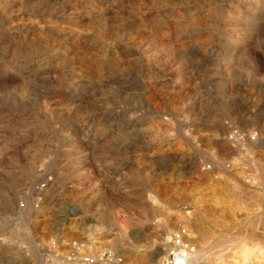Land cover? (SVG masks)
I'll return each mask as SVG.
<instances>
[{
    "label": "rangeland",
    "instance_id": "1",
    "mask_svg": "<svg viewBox=\"0 0 264 264\" xmlns=\"http://www.w3.org/2000/svg\"><path fill=\"white\" fill-rule=\"evenodd\" d=\"M162 1L0 0V264H264V0Z\"/></svg>",
    "mask_w": 264,
    "mask_h": 264
},
{
    "label": "built area",
    "instance_id": "2",
    "mask_svg": "<svg viewBox=\"0 0 264 264\" xmlns=\"http://www.w3.org/2000/svg\"><path fill=\"white\" fill-rule=\"evenodd\" d=\"M66 246L70 249L68 256H64L55 244L49 245L45 250L44 264H126L125 259L114 252L94 256L84 254L78 242ZM196 249L187 228L181 227L174 232L169 248L164 250L162 259L157 264H189V256Z\"/></svg>",
    "mask_w": 264,
    "mask_h": 264
},
{
    "label": "bare ground",
    "instance_id": "3",
    "mask_svg": "<svg viewBox=\"0 0 264 264\" xmlns=\"http://www.w3.org/2000/svg\"><path fill=\"white\" fill-rule=\"evenodd\" d=\"M161 1H162V0H161ZM166 1H167V0H166ZM172 1H174V0H172ZM178 1H179V0H178ZM180 1H181V0H180ZM212 1H213V0H212ZM216 1H217V0H216ZM223 1H224V0H223ZM138 2H139V1H138ZM147 2H148V1H147ZM162 2H163V1H162ZM175 2H176V0H175ZM189 2H190V1H189ZM204 2H205V1H204ZM95 3H97V2H95ZM176 3L179 4V2H176ZM182 3H183V2H182ZM208 3H209V2H208ZM213 3H214V2H213ZM221 3H222V2H221ZM143 4H145V3H143ZM147 4H148V3H147ZM191 4H192V3H191ZM204 4H205V3H204ZM215 4H216V3H215ZM136 5H137V4H136ZM194 5H195V4H194ZM199 5L202 6L201 4H199ZM191 6H192V5H191ZM195 6H196V5H195ZM204 6H205V5H204ZM208 6H209V4H208ZM212 6H213V5H212ZM215 6H216V5H215ZM132 7H133V6H132ZM134 7L136 8V6H134ZM134 7H133V9H134ZM218 7H219V6H218ZM143 8H144V7H143ZM188 8H189V6H188ZM213 8H214V7H213ZM124 9H125V8H124ZM191 9H192V8H191ZM198 9H199V8H198ZM198 9H197V10H198ZM205 9L207 10V7H205ZM94 10H95V9H94ZM140 10H141V9H140ZM140 10H139V11H140ZM208 10H209V8H208ZM146 11H147V10H146ZM152 11H153V10H152ZM180 11H181V10H180ZM191 11H192V10H191ZM199 11H200V9H199ZM201 11H202V10H201ZM229 11H230V10H229ZM69 12H70V11H69ZM102 12H103V11H102ZM105 12H106V11H105ZM137 12H138V11H137ZM150 12H151V11H150ZM194 12H196V11L194 10ZM225 12H226V11H225ZM70 13H71V12H70ZM97 13H98V12H97ZM116 13H117V12H116ZM126 13H127V12H126ZM156 13H158V12H156ZM186 13H187V12H186ZM204 13H205V12H204ZM222 13H223V11H222ZM64 14H65V13H64ZM72 14H73V13H72ZM72 14H71V15H72ZM100 14H101V13H100ZM117 14H118V13H117ZM117 14H116V16H120L119 14H118V15H117ZM136 14H137V13H136ZM138 14H139V13H138ZM154 14H155V13H154ZM188 14H189V13H188ZM196 14H197V13H196ZM218 14H219V13H218ZM92 15H93V13H92ZM98 15H99V14H98ZM113 15H114V14H113ZM203 15H204V14H203ZM59 16H60V15H59ZM103 16H104V15H103ZM124 16H125V15H124ZM124 16H123V17H124ZM149 16H150V15H149ZM152 16H153V15H152ZM194 16H195V15H194ZM207 16H208V15H207ZM62 17H64V16H62ZM91 17H92V16H91ZM96 17H97V15H96ZM98 17H99V16H98ZM113 17H114V16H113ZM147 17H148V16H147ZM219 17H220V16H219ZM222 17H223V16H222ZM92 18H93V17H92ZM101 18H102V17H101ZM101 18H100V19H101ZM105 18H106V17H105ZM156 18H157V17H156ZM191 18H192V17H191ZM233 18H234V17H233ZM72 19H73V17H72ZM102 19H103V18H102ZM111 19H112V17H111ZM116 19H117V18H116ZM179 19H180V18H179ZM194 19H195V18H194ZM203 19H204V18H203ZM206 19H207V18H206ZM206 19H205V20H206ZM217 19H219V18H217ZM236 19H237V18H236ZM59 20H60V17H59ZM66 20H67V19H66ZM122 20H123V19H122ZM181 20H182V19H181ZM184 20H185V19H184ZM186 20H187V19H186ZM224 20H225V18H224ZM231 20H232V19H231ZM241 20H242V19H241ZM94 21H95V19H94ZM94 21H93V22H94ZM106 21H107V20H106ZM113 21H115V20H113ZM145 21H146V20H145ZM175 21H176V20H175ZM182 21H183V20H182ZM182 21H181V22H182ZM188 21H189V20H188ZM196 21H197V20H196ZM207 21H208V20H207ZM226 21H227V20H226ZM245 21H246V20H245ZM71 22H72V21H71ZM93 22H92V23H93ZM115 22H116V21H115ZM122 22H123V21H122ZM209 22H210V21H209ZM215 22L217 23V21H215ZM230 22H231V21H230ZM109 23H110V21H109ZM109 23H108V24H109ZM113 23H114V22H113ZM118 23H119V22H118ZM187 23H188V22H187ZM198 23H200V21H199ZM88 24H89V22H88ZM95 24H96V22H95ZM105 24H106V23H105ZM154 24H155V23H154ZM179 24H180V23H179ZM191 24H192V23H191ZM222 24H223V23H222ZM224 24H225V23H224ZM99 25H100V24H99ZM103 25H104V24H103ZM152 25H153V24H152ZM163 25H164V24H163ZM184 25H185V24H184ZM107 26H108V25H107ZM118 26H120V25H118ZM157 26H158V25H157ZM161 26H162V25H161ZM161 26H160V27H161ZM190 26H191V25H190ZM190 26H189V28H190ZM213 26H214V22H213ZM51 27H52V26H51ZM53 27H54V26H53ZM98 27H99V26H98ZM105 27H106V26H105ZM105 27H104V29H105ZM109 27H110V26H109ZM109 27H107V28H109ZM111 27H112V26H111ZM154 27H155V26H154ZM173 27H174V26H173ZM211 27H212V26H211ZM215 27H217V26H215ZM100 28H101V27H100ZM156 28H157V27H156ZM156 28H155V29H156ZM180 28H181V27H180ZM212 28H213V27H212ZM175 29H176V28H175ZM175 29H174V30H175ZM181 29H183V31L185 30L184 28H181ZM244 29H245V28H244ZM49 30H50V29H48V31H49ZM61 30H62V29H61ZM117 30H118V29H117ZM174 30H173V31H174ZM192 30H193V29H192ZM198 30H199V29H198ZM209 30L211 31V28H210ZM50 31H51V30H50ZM59 31H60V29L58 30V32H59ZM100 31H101V30H100ZM112 31H113V30H112ZM121 31H122V30H121ZM167 31H168V30H167ZM167 31H166V33H167ZM175 31H176V30H175ZM186 31H187V30H186ZM195 31H196V30H195ZM214 31H215V29H214ZM54 32H55V31H54ZM108 32H109V31H108ZM115 32H116V31H115ZM123 32H124V31H123ZM140 32H141V31H140ZM169 32H170V31H169ZM169 32H168V33H169ZM216 32H217V31H216ZM221 32H222V31H221ZM61 33H62V32H61ZM99 33H101V32H99ZM120 33H121V32H120ZM168 33H167V34H168ZM184 33H185V32H184ZM193 33H194V32H193ZM218 33H219V31H218ZM224 33H225V31H224ZM50 34H51V33H50ZM55 34H57V33H55ZM126 34H127V33H126ZM129 34H130V33H129ZM142 34H143V33H142ZM177 34H178V32H177ZM200 34H201V33H200ZM204 34H205V33H204ZM227 34H228V33H227ZM114 35H115V34H114ZM114 35H113V37H114ZM155 35H156V34H155ZM169 35H170V34H169ZM210 35H211V34H210ZM220 35H221V33H220ZM52 36H53V35H52ZM57 36H58V35H57ZM69 36H70V35H69ZM78 36H79V35H78ZM110 36H111V35H110ZM115 36H116V35H115ZM118 36L120 37V35H118ZM118 36H117V37H118ZM151 36L153 37L152 34H151ZM161 36H162V35H161ZM178 36H180V35H178ZM189 36H190V35H189ZM201 36H202V35H201ZM208 36H209V34H208ZM212 36H213V34H212ZM75 37H76V36H75ZM84 37H85V36H84ZM87 37H89V36H87ZM127 37H128V36H127ZM163 37H164V36H163ZM180 37H181V36H180ZM193 37H194V36H193ZM156 38H157V37H156ZM175 38H177V35H176ZM194 38H195V37H194ZM232 38H233V37H232ZM83 39L85 40V38H83ZM104 39H105V38H104ZM114 39H115V38H114ZM144 39H145V38H144ZM147 39H148V38H147ZM149 39H151V38H149ZM195 39H196V38H195ZM210 39H211V38H210ZM212 39H213V37H212ZM214 39H215V37H214ZM214 39H213V40H214ZM75 40H76V39H75ZM131 40H132V39H131ZM136 40H137V39H136ZM157 40H158V39H157ZM173 40H174V39H173ZM191 40H192V38H191ZM216 40H217V39H216ZM127 41H128V40H127ZM127 41H126V42H127ZM129 41H130V40H129ZM129 41H128V42H129ZM151 41H152V40H151ZM151 41H150V42H151ZM158 41H159V40H158ZM207 41H208V39H207ZM211 41H212V40H211ZM221 41H222V40H221ZM92 42H93V41H92ZM94 42H95V41H94ZM94 42H93V43H94ZM110 42H111V41H110ZM126 42H125V43H126ZM153 42H154V41H153ZM217 42H218V41H217ZM217 42H216V44H217ZM223 42H224V41H223ZM230 42H231V41H230ZM69 43H70V42H69ZM79 43H80V42H79ZM88 43H89V42H88ZM95 43H96V42H95ZM95 43H94V44H95ZM134 43H135V42H134ZM134 43H133V44H134ZM140 43H141V42H140ZM151 43H152V42H151ZM162 43H163V42H162ZM196 43H197V42H196ZM196 43H195V44H196ZM206 43H207V42H206ZM67 44H68V43H67ZM73 44H74V42H73ZM91 44H92V43H91ZM98 44H99V43H98ZM146 44H147V43H146ZM175 44H177V43H175ZM211 44H212V43H211ZM86 45H87V44H86ZM139 45H140V44H139ZM158 45H159V44H158ZM170 45H171V43H170ZM177 45H178V44H177ZM203 45H204V43H203ZM203 45H201V47H204ZM208 45H209V44H208ZM64 46H65V45H64ZM67 46H68V45H67ZM117 46H118V45H117ZM137 46H138V45H137ZM140 46H141V45H140ZM146 46H147V45H146ZM153 46H156V45H153ZM160 46H161V45H160ZM206 46H207V45H206ZM206 46H205V47H206ZM214 46H215V45H214ZM122 47H123V46H122ZM135 47H136V46H135ZM151 47H152V45H151ZM158 47H159V46H158ZM162 47H163V46H162ZM176 47H177V46H176ZM211 47H213V45H212ZM120 48H121V47H120ZM129 48H130V47H129ZM156 48H157V47H156ZM159 48H160V47H159ZM172 48H173V47H172ZM65 49H66V48H65ZM68 49H69V48H68ZM121 49H122V48H121ZM152 49L154 50V48H152ZM177 49H179V48L177 47ZM210 49H211V48H210ZM210 49H209V50H210ZM218 49H219V47H218ZM77 50H78V49H77ZM77 50H76L75 52H77ZM79 50H80V49H79ZM91 50H92V49H91ZM94 50H95V49H94ZM117 50H118V47H117ZM156 50H157V49H156ZM156 50H155V51H156ZM193 50H194V49H193ZM204 50H205V49H204ZM242 50H243V49H242ZM122 51H123V50H122ZM135 51H136V50H135ZM148 51H149V50H148ZM162 51L164 52V50H161V52H162ZM176 51H177V50H176ZM178 51H179V50H178ZM181 51H182V50H181ZM215 51H216V50H215ZM69 52H70V51H69ZM120 52H121V51H120ZM125 52H126V51H125ZM130 52H131V51H130ZM137 52H139V51H137ZM156 52H157V51H156ZM199 52H200V51H199ZM220 52H221V51H220ZM78 53H79V52H78ZM83 53H84V52H83ZM115 53H116V52H115ZM154 53H155V52H154ZM158 53H159V52H158ZM171 53H172V51H171ZM208 53H209V51H208ZM210 53H211V52H210ZM246 53H247V52H246ZM79 54H80V53H79ZM79 54H78V55H79ZM111 54H112V53H111ZM118 54H119V53H118ZM132 54H133V53H132ZM137 54H138V53H137ZM150 54H151V53H150ZM169 54H170V53H169ZM178 54H179V53H178ZM184 54H185V53H184ZM191 54H193V53H191ZM62 55H63V54H62ZM112 55H113V54H112ZM159 55H160V53H159ZM166 55H167V54H166ZM180 55H181V54H180ZM189 55H190V53H189ZM72 56H73V55H72ZM185 56L188 57L186 54H185ZM79 57H81V56H79ZM122 57H123V56H122ZM124 57H125V56H124ZM129 57H130V55H129ZM129 57H128V58H129ZM151 57H152V56H151ZM156 57H157V56H156ZM158 57H159V56H158ZM158 57H157V58H158ZM169 57H170V56H169ZM169 57H168V58H169ZM179 57H180V56H179ZM198 57H199V56H198ZM204 57H205V56H204ZM208 57H209V54H208ZM213 57H214V56H213ZM223 57H224V56H223ZM60 58H61V57H60ZM117 58H118V57H117ZM125 58H126V57H125ZM172 58H173V57H172ZM181 58H182V57H181ZM192 58H193V57H192ZM194 58H195V57H194ZM201 58H203V56H202ZM201 58H200V60H202ZM118 59H119V58H118ZM179 59H180V58H179ZM186 59H187V58H185V60H186ZM228 59H229V58H228ZM246 59H247V58H246ZM127 60H128V59H127ZM132 60H133V59H132ZM139 60H140V59H139ZM167 60H168V59H167ZM185 60H184V61H185ZM197 60H198V59H197ZM200 60H199V61H200ZM219 60H220V59H219ZM221 60H222V59H221ZM231 60H232V59H231ZM78 61H79V60H78ZM104 61H105V60H104ZM110 61H111V60H110ZM133 61H136V60H133ZM133 61H132V62H133ZM137 61H138V60H137ZM140 61H141V60H140ZM170 61H171V60H170ZM175 61H176V60H175ZM177 61H178V60H177ZM249 61H250V60H249ZM66 62H67V61H66ZM93 62H94V61H93ZM98 62H99V61H98ZM167 62H168V61H167ZM180 62H181V61H180ZM188 62H189V61H188ZM192 62H193V61H192ZM212 62H213V61H212ZM219 62H220V61H219ZM100 63H101V62H100ZM102 63H103V62H102ZM139 63H140V62H139ZM149 63H150V62H149ZM168 63H169V62H168ZM172 63H173V62H172ZM175 63H176V62H175ZM222 63H224V62H222ZM93 64H98V63H93ZM137 64H138V63H137ZM137 64H134V65L137 66ZM166 64H167V63H166ZM229 64H230V63H229ZM158 65H159V63H158ZM142 66H143V65H142ZM162 66H163V65H162ZM137 67H138V66H137ZM163 67H164V66H163ZM182 67H183V66H182ZM222 67H223V66H222ZM158 68H159V67H158ZM172 68H173V67H172ZM224 68H225V67H224ZM159 69H160V68H159ZM178 69H179V68H178ZM62 78H63V77H62ZM56 82H57V81H56ZM61 82H62V81H61ZM246 86H247V85H246ZM244 88H245V87H244ZM190 141H191V140H190ZM189 143H190V142H189ZM216 143H218V142H216ZM190 144L192 145V143H190ZM193 144H194V143H193ZM226 146H227V145H226ZM192 148H193V147H192ZM220 148H221V146H220ZM224 149H225V148H224ZM227 150H228V149H227ZM227 162H228V161H227ZM220 163H221V162H220ZM215 164H216V163H215ZM217 164H218V163H217ZM215 166H216V165H215ZM228 166H229V165H228ZM231 169H233V168H231ZM220 171H221V170H220ZM221 172H222V171H221ZM229 172H230V171H229ZM222 175H223V174H222ZM232 175H233V174H232ZM226 177H227V176H226ZM119 232H120L121 235H125L126 227H120ZM122 237H123V236H122ZM171 239H172V238H171ZM170 242H171V240H170ZM170 242H169L167 245L170 246ZM165 246H166V245H165ZM169 246H168V248H169ZM168 248H167V249H168ZM162 251L164 252V249H162ZM159 254H160V252H159L158 254H157V253H156V254H151V255L148 256V258H150V259H152L153 261L156 262L157 257L159 256ZM193 254H194V253H193ZM193 254H191V255L189 256V262H190V258H191V256H192ZM160 255H162V252H161Z\"/></svg>",
    "mask_w": 264,
    "mask_h": 264
}]
</instances>
